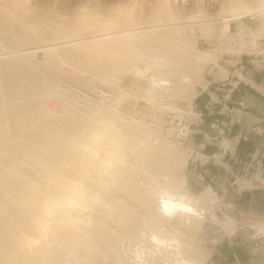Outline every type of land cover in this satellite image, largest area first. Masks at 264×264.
<instances>
[{
    "label": "rangeland",
    "instance_id": "rangeland-1",
    "mask_svg": "<svg viewBox=\"0 0 264 264\" xmlns=\"http://www.w3.org/2000/svg\"><path fill=\"white\" fill-rule=\"evenodd\" d=\"M2 1L0 264H264V0Z\"/></svg>",
    "mask_w": 264,
    "mask_h": 264
},
{
    "label": "built area",
    "instance_id": "built-area-1",
    "mask_svg": "<svg viewBox=\"0 0 264 264\" xmlns=\"http://www.w3.org/2000/svg\"><path fill=\"white\" fill-rule=\"evenodd\" d=\"M91 97H89V105L87 103L88 97L86 94H83V101H81V107L77 98L74 95L69 96V86L64 83L63 81L60 84L56 85L53 90V100L56 102V105H60V107L65 105H76L79 108V112L83 113L84 115H91L95 113L94 111L102 104V103H112L115 104L116 100L111 96L109 91L105 90L104 88L95 87L91 88ZM117 103V102H116ZM118 104V103H117ZM54 106V105H53ZM120 110H126L125 105H119Z\"/></svg>",
    "mask_w": 264,
    "mask_h": 264
},
{
    "label": "crops",
    "instance_id": "crops-1",
    "mask_svg": "<svg viewBox=\"0 0 264 264\" xmlns=\"http://www.w3.org/2000/svg\"><path fill=\"white\" fill-rule=\"evenodd\" d=\"M237 103L243 107H246V114H248L247 112H250V116L245 115V118L247 120L248 118L252 120V124L255 125V129L261 128V122L264 121V98L255 95L254 92H246L241 95V99L239 102L237 101Z\"/></svg>",
    "mask_w": 264,
    "mask_h": 264
},
{
    "label": "bare ground",
    "instance_id": "bare-ground-1",
    "mask_svg": "<svg viewBox=\"0 0 264 264\" xmlns=\"http://www.w3.org/2000/svg\"><path fill=\"white\" fill-rule=\"evenodd\" d=\"M15 1V0H14ZM210 1V0H208ZM214 1V0H213ZM216 2V1H215ZM17 3V2H16ZM3 1L0 0V29L3 31H7L12 33H15L17 35V16L16 13L12 14L13 12L10 13V10L8 11L7 8H3ZM5 6V5H4ZM8 7V6H7ZM262 8H264V5H262ZM7 10V11H6ZM16 10V9H15ZM18 24H21L18 22ZM161 26V25H160ZM131 28V27H130ZM24 31V30H23ZM47 34V33H46ZM1 36V34H0ZM5 36V35H4ZM16 38V37H15ZM4 62V61H3ZM2 63V62H1ZM3 64V63H2ZM178 64V63H177ZM5 65V63H4ZM9 66V65H8ZM7 67V66H5ZM186 75V74H185ZM164 82V81H163ZM178 82V81H177ZM6 86V85H5ZM4 86V87H5ZM1 97V96H0ZM168 245V244H167ZM179 256V255H178ZM169 260V259H168Z\"/></svg>",
    "mask_w": 264,
    "mask_h": 264
},
{
    "label": "clouds",
    "instance_id": "clouds-1",
    "mask_svg": "<svg viewBox=\"0 0 264 264\" xmlns=\"http://www.w3.org/2000/svg\"><path fill=\"white\" fill-rule=\"evenodd\" d=\"M166 82H160V84L158 85V86H164V84H165Z\"/></svg>",
    "mask_w": 264,
    "mask_h": 264
}]
</instances>
